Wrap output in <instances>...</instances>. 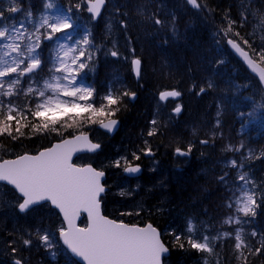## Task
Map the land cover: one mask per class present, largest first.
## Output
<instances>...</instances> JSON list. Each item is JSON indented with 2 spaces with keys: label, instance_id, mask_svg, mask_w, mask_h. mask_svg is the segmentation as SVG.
<instances>
[{
  "label": "snow or ice",
  "instance_id": "obj_1",
  "mask_svg": "<svg viewBox=\"0 0 264 264\" xmlns=\"http://www.w3.org/2000/svg\"><path fill=\"white\" fill-rule=\"evenodd\" d=\"M185 3L197 12L207 8L198 0H185ZM105 5L106 0H79L75 4L69 0L67 6L61 4L60 0H43L42 8L37 13L33 11L30 0H0V137L17 141L25 135L22 131L24 127H30L33 133H55L57 136H63L61 129L79 131L78 135L62 138L35 155L24 153L15 159L3 160L0 162V182H6L3 185L5 188L11 186L15 196L13 206L19 213L27 214L47 207L58 210L56 214L63 216L61 225L55 231L38 227L34 232L29 230L24 233L28 238H19L24 247L32 246L35 238L38 244L51 250L49 254L54 258L58 233L70 254L81 258L86 264H162V257L169 249L161 240V233L152 224L140 227L101 215V194L106 191L101 178L105 173L91 164L81 167L71 163L73 153L81 150L95 152L101 148L99 143L89 139L83 128L99 125L112 133L119 123L112 117L126 106V100L131 102L137 96L115 73L104 85L103 94L96 88L94 80L89 82V76H94L96 72L101 53L119 57L117 51L105 52L97 45L92 29L87 26L101 16V9ZM85 12L89 14L88 22H82ZM138 13L143 15L142 6L138 7ZM117 14L118 9L114 15ZM122 15L127 17V13ZM148 19L158 31L167 29L174 38H178L174 13L170 21L156 15ZM241 22H246L243 14ZM115 23L127 30V19H117ZM235 24V20L228 19L227 27L218 29L214 34V41L217 44L226 42L251 72L257 74L253 78L258 76L257 82L264 86V67H261L264 65V43L253 48L248 40H243V44L250 49L246 51L232 38L233 35H240L234 32ZM108 30L111 32L112 22ZM113 44L115 46V42ZM132 51L134 54L135 50ZM131 67L139 82L141 59L133 58ZM215 87L213 80L208 79L206 87H200L197 95ZM195 88L196 85H193L192 90ZM181 95L175 88L160 91L157 115L159 108L166 107L170 99L175 100ZM226 104H231L236 111L240 123L238 135L246 134L250 124L264 120V98L257 102L253 97L235 99L229 98L226 93L221 94L216 102V118L210 129V139L201 140V145L211 142L214 146L216 139H225L222 117ZM243 105H249V110L238 111V106ZM181 111L179 104L172 109L177 115ZM21 120L25 121L23 125ZM151 123L154 128L149 131V136L156 135L158 131L157 120ZM4 147L0 145V148ZM192 148L191 143L186 150L176 147L174 155L187 157ZM141 151L146 156L154 155L151 148ZM221 152L234 157L221 162L222 168L227 170L216 178L226 193L221 207L227 214L219 221V227L210 223L211 217L209 221L200 220L198 223L189 217L183 235L188 247L207 254L203 256L202 264H220L216 251L218 242L233 238L237 261L243 257L242 264H247L242 250L247 248L251 252L252 249L245 243L244 226L251 224L258 210L264 208V183L257 184L249 162L264 158V149L257 154L256 149L241 140L238 144L224 143ZM139 159L140 156L133 152L132 160L126 156L120 157L110 166L132 175L141 171L139 164H133ZM233 170L235 177L230 179ZM81 209L88 213L87 227L75 224ZM225 226H233V230L224 231ZM251 235L257 233L253 231ZM175 240L178 247H185L181 235H175ZM15 243L16 239L9 242L12 253L17 252V248L12 246ZM261 248H256L253 254L260 253ZM14 264L25 262L16 259Z\"/></svg>",
  "mask_w": 264,
  "mask_h": 264
},
{
  "label": "trees",
  "instance_id": "obj_2",
  "mask_svg": "<svg viewBox=\"0 0 264 264\" xmlns=\"http://www.w3.org/2000/svg\"><path fill=\"white\" fill-rule=\"evenodd\" d=\"M70 2L75 4L79 1L70 0ZM198 2L207 5V8L197 12L191 9L185 0H138L135 2L138 7L145 8L149 16L156 15L170 21L171 14L174 13L178 38H174L171 33L157 32L158 29L152 21L150 19L146 21L144 16H136L137 22L135 23L132 19L127 22L129 30L127 31L128 35L127 33L123 35L125 37L123 45L132 44L135 46L134 55L144 63L145 71L142 66L141 78L137 82L132 72L131 61L126 60L118 66L120 71L118 75H123L128 89L138 93L137 99L134 102L126 100V106L114 116L120 119L121 126L113 137L104 133L100 137H96L94 135H97L96 125L83 128V131H91L94 137L101 141L103 149L100 154L106 157L110 155L116 159L122 152L123 156L121 155V157L126 156L132 160L133 152H136L141 158L143 153L141 150L151 148L155 151L156 160L159 162L157 170L149 174L146 169L140 180L131 185L132 192H135L133 194L138 195L135 203L131 202L130 205L125 194L118 195L107 192L103 197V204L106 215L118 217L129 223L151 222L158 227L164 243L170 250L166 264H202V258L206 253H200L188 247L183 229L189 217L194 218L197 223L200 220L209 221L216 209H222L221 206L215 207L218 205L219 195L223 203L226 193L223 187L217 183L216 178L223 174L224 169H221L220 165L222 160H226L228 155L232 157V154L227 156L222 154L221 148L224 143L238 144L243 140L251 148L256 149L257 154L259 150L264 149V120L250 124L246 134L238 135L240 123L231 104H226L222 117V131L225 139H216L214 146L211 142L208 145L200 144L201 140L210 139V129L216 118V102L221 94L226 93L229 98L235 99L253 97L257 102L264 98V92L257 82L258 80L254 79L231 54L226 43L217 44L214 41V34L218 29L226 28L228 19H231L236 21L234 32L240 34L239 37L233 35L232 38L248 51L250 49L243 44V40H248L253 48H258L264 43V30L258 36V25L259 28L264 29V0H198ZM30 3L33 11L39 12L43 0H30ZM60 3L67 6L69 0H60ZM140 3L142 4L140 5ZM132 4L134 3L124 4L120 0H116L118 9L131 8ZM25 6L27 7V5ZM242 14L246 17L244 23L241 22ZM136 15L138 14L136 13ZM83 16L86 14L84 13ZM258 18L261 19L258 21ZM95 24L98 25V23ZM142 33L146 43H149V48L155 47L162 53H168L165 56V62L168 63L166 73L161 71L158 74L153 70L151 72L148 68L147 46L143 45L140 39L138 42L137 39ZM172 39L178 43L173 44ZM139 51L141 55H137ZM127 58H129L128 53ZM100 59L98 58L97 63ZM154 59L156 58L154 57ZM112 60L115 62L116 59L112 58ZM217 61H223V63L218 64ZM104 71L105 67L100 64L95 72L98 81L102 80V83L107 81L102 77ZM164 75H168L169 79L164 80ZM208 79H212L216 87L204 94L197 95L200 87H206ZM193 85H196L195 90H192ZM158 88L162 90L175 88L180 91L183 95V111L179 116L171 117L170 125L168 123L166 128L157 123V134L153 135L151 139L148 133L153 130L151 122L154 120L153 115L156 111ZM98 91L103 94L104 85L103 89L100 88ZM151 102L154 104L152 105ZM248 110L249 105L238 106V111L246 112ZM159 121L161 120L159 119ZM24 123L25 121L21 120V124ZM189 125L192 127V131L190 128H185ZM13 128H15L14 124ZM22 131L25 135L17 141H12L8 137H0V145L5 146L0 148V160L23 153L38 152L56 140L79 132L74 129L67 131L61 129L63 136H57L55 133H33L30 127H24ZM189 143L193 145L192 152L185 158L184 163L181 161L177 163L174 148L181 147L186 150ZM218 153H221L222 158L214 160L218 157ZM82 159L91 160V156H84ZM108 160H110L109 157ZM249 163L251 164L250 171L257 184L264 183V158L253 159ZM181 164L183 167H180L182 169L179 170L178 167ZM204 169L205 171L198 172ZM119 177H122L121 173ZM234 177L235 174L231 172L230 179H234ZM41 209H45V211L38 209L33 212V217L30 218H27L30 216L29 214H20L16 208L11 209L14 216L10 213V216L5 217L3 214L7 212V209H0V264H13L11 261L13 258L22 259L25 264H60L64 262L77 264L59 240L57 244L64 255L59 258L60 262L59 260L53 261L37 246L33 250L34 243L27 248L21 243L19 238L21 236L28 238L24 233L29 230L34 232L37 227L42 228L48 224L49 227L46 228L55 231L56 225L61 224L56 212L51 209L46 210L47 208ZM124 209H128L131 214L123 212ZM42 214H48V217L44 219L45 222L38 220ZM215 220L216 218H212L210 223ZM14 228H19L21 231L18 233ZM244 231L246 233L245 243L252 249L251 252L247 248L242 250L244 257H247V264H264V248H261L264 245V208L258 210L254 221L245 225ZM253 231L257 235L252 236ZM177 234L181 235V242H185L183 249L178 247L175 240ZM13 239H16V243L12 245L17 248L16 253H12L9 246V242ZM218 243L219 247L216 251L219 253L220 264H242L243 257L241 261L236 259L237 253L234 251L233 239H225ZM256 248H261V252L253 254Z\"/></svg>",
  "mask_w": 264,
  "mask_h": 264
},
{
  "label": "rangeland",
  "instance_id": "obj_3",
  "mask_svg": "<svg viewBox=\"0 0 264 264\" xmlns=\"http://www.w3.org/2000/svg\"><path fill=\"white\" fill-rule=\"evenodd\" d=\"M120 1H121V3H124V4H130V3H134V4H132L131 8H128V9H123V8H119L118 9L116 7V0H107V5H106V8L104 10L103 16H102L101 20L99 22H97L98 25H96L95 23L92 24L93 22L87 24V26L92 29L93 35L95 36V43L97 45H99L102 48H104L105 52L115 50V51H117L119 53V57H111L110 55L106 56L103 53H101L98 56V58H101V59L97 63V65L99 66L100 64H102L105 67V71H104L102 77L107 79L106 82H108L111 79L112 74H114V73L115 74H119L120 73V71L118 70V66L123 61H126V60H130L131 61L133 58L136 57L134 55L135 52H136V48H135L134 45H132V44L123 45L124 44L123 40L125 38L123 35L127 33L129 28L127 27V30L125 31V30L121 29L120 26L118 25V23H115V21L117 19H127V22H130L131 19H132L133 22L135 23V22H137V18H135L136 16H139V17L140 16H144L146 21L149 20L148 19L149 13L145 10V8L142 7L143 8V15H140L138 13V5H137V3H135L136 1L138 2V0H120ZM141 4L142 3H140V5ZM117 9L119 10V14L114 15V13L117 12ZM123 13H127V17L122 15ZM136 13L138 15H136ZM85 14H86V16H82V22H88V20H89L88 14L86 12H85ZM260 19L258 18V21ZM110 22H112V30H111V32H109V30H108V25H109ZM263 30L264 29L259 28V25H258V36H260L262 34ZM157 32H160V33L163 32V34H164V32H165V34L166 33H170L167 29H164L163 31H157ZM121 33H122V35H120ZM127 35H128V33H127ZM143 36L144 35L142 33V34H140V36L137 37V39H138V42L141 41V43H143V45L147 46V48L146 47H143V48L147 49L148 58H149L148 68H150L151 72L153 70V71H155L158 74H160L161 71H163V73H166V71H167L166 69L168 68V63L165 62V60H166L165 56L168 55V53L167 52H165V53L163 52L162 53L159 49L157 50V48H155V47L149 48L148 47L149 43L148 42L146 43V41H145ZM139 39H140V41H139ZM113 42H115V46H114ZM172 42H174L173 44H177L178 43V41H175V39H172ZM133 49L135 50L134 54H133V51H132ZM137 50H139V49H137ZM127 53H128L129 58H127ZM137 55H141L140 51L137 52ZM154 57L156 59H154ZM112 58L116 59L115 60L116 63L112 60ZM142 66L144 67V71H145V66H144L143 62H142ZM141 69H142V67H141ZM96 70H97V68H96ZM120 76L124 80L123 75L120 74ZM163 79L164 80L169 79V76L168 75H164ZM93 80L95 81V85H96V87L98 89H100V88L103 89V85L106 84V82L102 83V80L98 81V79H97L95 74H94V76L93 75L89 76V82H92ZM157 90H158V93L156 94V98H158V94H159L160 91H162V89L158 88ZM163 90H165V89H163ZM149 100H150V98H149ZM151 103H152V105L154 104V102H151ZM176 106H177V104L172 105V102H168L166 107L159 108V115H157L158 103H157V100H156V106H155V108H156L155 110L156 111H154L155 113L153 115V118L155 120H157V122H158V124L160 126L166 128L168 123L170 125L171 117L174 116L173 112H172V109H174ZM159 119L161 121H159ZM151 126H152V128H154L153 125H151ZM185 128H187V129L190 128L191 131H192V127L190 125L188 127H185ZM94 135L96 137H97V135H98V137L101 136V134H98V133H97V135L96 134H94ZM152 137L153 136H151L150 138L152 139ZM203 140H205V139H203ZM220 154L218 155V157L214 158V160H216L217 158L220 159V157H221ZM121 155H122V152L120 153V155L117 156V159L120 158ZM108 157L110 158V160H108ZM108 157H106L105 155H102V156H100L98 158H95L94 160H95V163L97 165H100L101 167H105L106 166V168L110 170V177H112V180H111V182L109 184L113 187L112 193L118 194V195L119 194H122V195L125 194L126 200L128 201V203L130 202V205H131V202H134L136 200V196H138V195L133 194L135 192H132V190H129L128 183L124 179L118 178V176L120 175L118 169L110 166L111 162H113L114 159L110 155ZM230 158H234V157H229L228 156L227 159H230ZM103 163L106 164V165H104ZM213 167H214V165H213ZM221 169H223V168H221ZM203 171H205V169L204 170H200L198 172L201 173ZM209 171H211V170L209 169ZM231 172H233L235 174V171H231ZM217 201H218V205L215 208H218V207H220L222 205V200H221V196L220 195H219ZM14 202H15V196H14L13 192L11 190L5 188L4 186L0 185V207H1L0 209H2V210L3 209H7V212H4V214H3L5 217L10 216L12 214V212H11L12 210L11 209L15 208L13 206ZM134 206H136V205H134ZM39 210L40 211H45V209H41V208ZM46 210H49V209L47 208ZM123 212L131 213L128 209H124ZM226 214L227 213H226V211L223 208L221 210L216 209L215 214H212V216H211V218H216V220H215V222H213V224L216 223V226L219 227V221ZM31 216L33 217V215H31ZM31 216H27V218H30ZM47 217H48V214H42V215H40L38 217V220L39 221H41V220L43 221ZM44 222H45V220H44ZM60 225L61 224L56 225L55 229H57ZM46 227H49V225L45 224L44 226H42V228H46ZM14 230H16V232H18V233H19V231H21L19 228H14ZM223 230L224 231H232L233 230V226H225ZM212 234L215 235V233H212ZM233 242L235 243L234 238H233ZM234 243H233V245H234ZM34 245L35 246L32 248L33 250H35L36 246H37L41 251H43L48 256H50L51 259H53V261L54 260H59V262H60L59 258L61 257V255H63V253L61 252V249L59 248L58 244L56 245V248L54 249V251H55V257L54 258H53V256H51L49 254V252L51 250H46L42 245L38 244L35 241V238H34ZM60 264H69V263L68 262H64V263H60Z\"/></svg>",
  "mask_w": 264,
  "mask_h": 264
},
{
  "label": "water",
  "instance_id": "obj_4",
  "mask_svg": "<svg viewBox=\"0 0 264 264\" xmlns=\"http://www.w3.org/2000/svg\"><path fill=\"white\" fill-rule=\"evenodd\" d=\"M190 6V5H189ZM191 7V6H190ZM192 8V7H191ZM193 9V8H192ZM103 10H104V8H102L101 9V14H102V12H103ZM100 18V17H99ZM98 18V19H99ZM97 19V20H98ZM96 20V21H97ZM237 42V41H236ZM238 43V42H237ZM228 46V45H227ZM228 48L231 50V52L235 55V57L238 59V60H240L243 64H244V66L247 68V70L253 75V76H256L257 74H254V73H252L251 72V69H249L248 67H247V65L243 62V60H242V58L241 57H239V55L238 54H236L235 52H234V50H232L231 48H230V46H228ZM247 51V50H246ZM261 67H264V66H262L261 65ZM257 79H258V76H257ZM262 86V85H261ZM262 88H263V90H264V86H262ZM136 99V98H135ZM134 101V100H133ZM113 119H116L119 123H118V126L116 127V129L112 132V133H110V134H114L115 132H117V130H118V128H119V126H120V119H118V118H113ZM107 122V121H106ZM100 128V127H99ZM100 129H102V128H100ZM102 130H104V131H106L107 132V130H105V129H102ZM88 136H89V139H90V135L88 134ZM68 138H71V137H68ZM91 140V139H90ZM92 141V140H91ZM59 142V141H58ZM58 142H55V143H58ZM93 142V141H92ZM54 143V144H55ZM93 143H95V142H93ZM101 149V148H100ZM99 149V150H100ZM99 150H97V151H99ZM97 151H95V152H97ZM95 152H90V151H87V150H81V151H78V152H75V153H73V155H72V159H71V163L72 164H74L73 163V160H74V158L76 157V156H78L79 154H83V153H95ZM32 155H35V154H32ZM12 159H15V158H12ZM0 162H2V161H0ZM74 165H76V164H74ZM76 166H79V165H76ZM85 166V165H84ZM82 167V166H81ZM94 167V166H93ZM95 168V167H94ZM100 171V170H99ZM105 173V172H104ZM138 174H140V172L139 173H136V174H132L131 176H134V175H138ZM128 175V174H127ZM105 176H106V174H105ZM105 176L104 177H102L101 178V183L103 184V181H104V179H105ZM1 183H6V182H1ZM106 189V188H105ZM104 193H102L101 194V196L103 195ZM100 213H101V215H103V212H102V204H101V202H100ZM58 211V210H57ZM82 214H85L86 215V217H87V222H88V213L86 212V211H84L83 209H81L80 210V213H79V216L78 217H76V219H75V224L78 226V227H82V226H80L79 225V223H80V221H81V219H82ZM60 216H61V218L63 219V216H62V214H60ZM104 216V215H103ZM110 219V218H109ZM113 220V219H112ZM88 225V224H87ZM65 226H66V224H65ZM87 227V226H86ZM154 227V226H153ZM156 228V227H155ZM157 229V228H156ZM158 230V229H157ZM159 231V230H158ZM61 242L63 243V241H62V239H61ZM66 246V245H65ZM66 248H67V246H66ZM69 252H70V250H69ZM73 255V254H72ZM168 255V253H166V254H164V256L162 257V264H163V258L164 257H166ZM74 256V255H73ZM74 258L79 262V263H81V264H86V262H84V261H82L81 260V258H79V257H76V256H74Z\"/></svg>",
  "mask_w": 264,
  "mask_h": 264
},
{
  "label": "flooded vegetation",
  "instance_id": "obj_5",
  "mask_svg": "<svg viewBox=\"0 0 264 264\" xmlns=\"http://www.w3.org/2000/svg\"><path fill=\"white\" fill-rule=\"evenodd\" d=\"M153 158L154 157L146 158L144 155H141L139 162H136V163H139V165L142 166L143 172L147 169L149 174H151L154 171H156V163H155V160ZM133 164H135V163H133ZM180 167H183L182 164L178 167L179 170L182 169ZM118 171H121V169H118Z\"/></svg>",
  "mask_w": 264,
  "mask_h": 264
},
{
  "label": "bare ground",
  "instance_id": "obj_6",
  "mask_svg": "<svg viewBox=\"0 0 264 264\" xmlns=\"http://www.w3.org/2000/svg\"><path fill=\"white\" fill-rule=\"evenodd\" d=\"M219 154V153H218ZM137 162H139V160L137 161ZM135 164H139V163H136V162H134ZM104 170H109V169H107L106 168V166L104 167Z\"/></svg>",
  "mask_w": 264,
  "mask_h": 264
}]
</instances>
